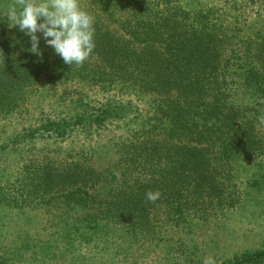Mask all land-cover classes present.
Returning a JSON list of instances; mask_svg holds the SVG:
<instances>
[{"label":"trees","instance_id":"trees-1","mask_svg":"<svg viewBox=\"0 0 264 264\" xmlns=\"http://www.w3.org/2000/svg\"><path fill=\"white\" fill-rule=\"evenodd\" d=\"M79 2L95 17V48L79 67L40 33L42 58L26 51L29 37L0 17V120L34 104L44 113L51 100L59 108L11 145L80 141L59 159L25 158L0 202L61 211L65 239L119 233L131 245L264 193V0ZM263 263L264 247L219 264Z\"/></svg>","mask_w":264,"mask_h":264},{"label":"rangeland","instance_id":"rangeland-1","mask_svg":"<svg viewBox=\"0 0 264 264\" xmlns=\"http://www.w3.org/2000/svg\"><path fill=\"white\" fill-rule=\"evenodd\" d=\"M49 102L53 100L43 104L44 113L34 104L21 116L0 120V190L5 195L15 194L28 156L59 159L79 146L80 141L51 139L11 145L9 140L24 128L56 117L59 108L54 105L49 109ZM61 215L58 210H31L0 202V260L8 264H203L205 257L212 256L219 264L264 247V193L257 194L248 207L206 223L194 220L186 229L162 224L158 239L131 245L121 244L116 238L119 233L107 240H85L72 232L65 239Z\"/></svg>","mask_w":264,"mask_h":264},{"label":"clouds","instance_id":"clouds-1","mask_svg":"<svg viewBox=\"0 0 264 264\" xmlns=\"http://www.w3.org/2000/svg\"><path fill=\"white\" fill-rule=\"evenodd\" d=\"M0 17L8 21L9 28L18 26L28 36L31 47L26 51L41 58V36L70 67L82 66L95 48V17L82 8L79 0H10L0 4ZM257 102L264 104V99ZM257 126L264 127V114L257 116ZM160 195L158 190L145 194L149 202L157 201ZM203 264H216L215 258L205 257Z\"/></svg>","mask_w":264,"mask_h":264}]
</instances>
